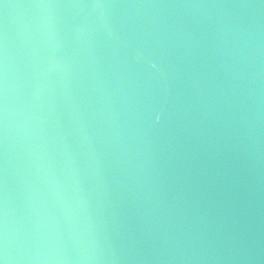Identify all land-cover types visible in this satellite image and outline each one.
Here are the masks:
<instances>
[{"label":"water","instance_id":"1","mask_svg":"<svg viewBox=\"0 0 264 264\" xmlns=\"http://www.w3.org/2000/svg\"><path fill=\"white\" fill-rule=\"evenodd\" d=\"M263 14L264 0H0L4 264H141Z\"/></svg>","mask_w":264,"mask_h":264},{"label":"snow or ice","instance_id":"2","mask_svg":"<svg viewBox=\"0 0 264 264\" xmlns=\"http://www.w3.org/2000/svg\"><path fill=\"white\" fill-rule=\"evenodd\" d=\"M154 122H155V124L160 125L162 123V118L159 116H156L154 118ZM0 264H4V261L2 259H0Z\"/></svg>","mask_w":264,"mask_h":264},{"label":"clouds","instance_id":"3","mask_svg":"<svg viewBox=\"0 0 264 264\" xmlns=\"http://www.w3.org/2000/svg\"><path fill=\"white\" fill-rule=\"evenodd\" d=\"M160 117V116H159Z\"/></svg>","mask_w":264,"mask_h":264}]
</instances>
